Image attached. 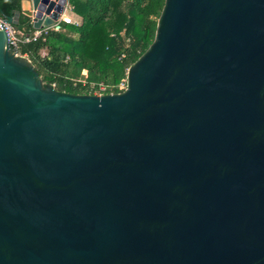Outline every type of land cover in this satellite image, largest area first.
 <instances>
[{"label":"water","instance_id":"1","mask_svg":"<svg viewBox=\"0 0 264 264\" xmlns=\"http://www.w3.org/2000/svg\"><path fill=\"white\" fill-rule=\"evenodd\" d=\"M15 53L1 27L0 264H264V0H164L116 93Z\"/></svg>","mask_w":264,"mask_h":264},{"label":"trees","instance_id":"2","mask_svg":"<svg viewBox=\"0 0 264 264\" xmlns=\"http://www.w3.org/2000/svg\"><path fill=\"white\" fill-rule=\"evenodd\" d=\"M21 1L0 0V16L19 12L16 27L32 30ZM69 4L81 23L60 22L44 41L22 44L21 54L28 56L44 82L59 91L94 94L102 83L105 93L120 92L117 85L127 68L154 39L164 0H69Z\"/></svg>","mask_w":264,"mask_h":264},{"label":"built area","instance_id":"3","mask_svg":"<svg viewBox=\"0 0 264 264\" xmlns=\"http://www.w3.org/2000/svg\"><path fill=\"white\" fill-rule=\"evenodd\" d=\"M65 8H66V5H65ZM60 22L73 23V24L79 25L81 23V19L73 20V18H71L70 16H65L64 13L62 12L60 14L59 19L50 26H46V27L44 26L39 29L32 28V30L23 31L22 29H19L12 23L8 22L5 16H0V28L2 27L3 31L6 33L7 40H8V46L13 53L16 52L15 53L16 56H26V55L21 54L20 46L24 43L36 41L38 39H41L42 41H44L49 31L58 30L60 28V25H59ZM30 23H32L31 18H30ZM82 74L85 76L86 71L83 70ZM125 86H126L125 79H122L117 85L120 91L124 90ZM106 89H107V86L105 84L99 83L97 85V89H94V91H99L98 93L99 95H101L103 92L105 94ZM95 93L96 92H94V94ZM109 93H112V92H109Z\"/></svg>","mask_w":264,"mask_h":264},{"label":"crops","instance_id":"4","mask_svg":"<svg viewBox=\"0 0 264 264\" xmlns=\"http://www.w3.org/2000/svg\"><path fill=\"white\" fill-rule=\"evenodd\" d=\"M68 11H71V7H70V4L67 2L66 4V8L64 9L63 13L65 16H70L68 14ZM74 19L78 20V19H81L78 15L74 14V16H72Z\"/></svg>","mask_w":264,"mask_h":264},{"label":"rangeland","instance_id":"5","mask_svg":"<svg viewBox=\"0 0 264 264\" xmlns=\"http://www.w3.org/2000/svg\"><path fill=\"white\" fill-rule=\"evenodd\" d=\"M68 14L70 15L71 18H73L72 16H74L75 13L71 10V11H68ZM73 20H74V18H73ZM41 52H42L41 54H45V50H42ZM25 57H26L29 61H31V60L28 58V56H25ZM125 79H126V77H125ZM45 83H46V82H45ZM94 92H96L95 94L99 95V93H98L99 91H93V93H94ZM112 93H113V92H112ZM102 94H104V92H103Z\"/></svg>","mask_w":264,"mask_h":264}]
</instances>
